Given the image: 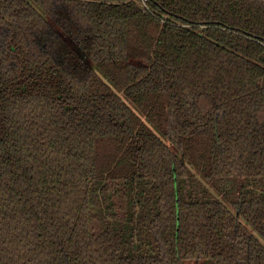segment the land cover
<instances>
[{
	"label": "trees",
	"instance_id": "trees-1",
	"mask_svg": "<svg viewBox=\"0 0 264 264\" xmlns=\"http://www.w3.org/2000/svg\"><path fill=\"white\" fill-rule=\"evenodd\" d=\"M259 239L264 0H0V264H264Z\"/></svg>",
	"mask_w": 264,
	"mask_h": 264
},
{
	"label": "rangeland",
	"instance_id": "rangeland-1",
	"mask_svg": "<svg viewBox=\"0 0 264 264\" xmlns=\"http://www.w3.org/2000/svg\"><path fill=\"white\" fill-rule=\"evenodd\" d=\"M259 241L264 244V242L262 240L259 239ZM186 264H196L195 262H187ZM197 264H211L210 262L208 261H200L198 262Z\"/></svg>",
	"mask_w": 264,
	"mask_h": 264
},
{
	"label": "water",
	"instance_id": "water-1",
	"mask_svg": "<svg viewBox=\"0 0 264 264\" xmlns=\"http://www.w3.org/2000/svg\"><path fill=\"white\" fill-rule=\"evenodd\" d=\"M77 52L79 54V57H81L82 59H84V54L80 50H78V49H77Z\"/></svg>",
	"mask_w": 264,
	"mask_h": 264
}]
</instances>
